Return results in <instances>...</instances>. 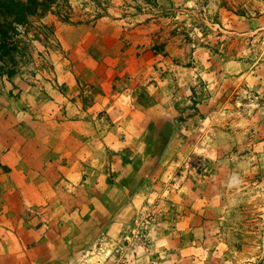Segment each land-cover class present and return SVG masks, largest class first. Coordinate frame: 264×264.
<instances>
[{
  "label": "rangeland",
  "instance_id": "rangeland-1",
  "mask_svg": "<svg viewBox=\"0 0 264 264\" xmlns=\"http://www.w3.org/2000/svg\"><path fill=\"white\" fill-rule=\"evenodd\" d=\"M43 1L8 30L0 79L36 84L51 56L66 57L45 15L76 24L110 6ZM122 9L160 20L159 55L136 91L89 120L108 162L89 167L94 186L78 191L63 264H264V0H123ZM78 169L85 179L89 169Z\"/></svg>",
  "mask_w": 264,
  "mask_h": 264
},
{
  "label": "crops",
  "instance_id": "crops-1",
  "mask_svg": "<svg viewBox=\"0 0 264 264\" xmlns=\"http://www.w3.org/2000/svg\"><path fill=\"white\" fill-rule=\"evenodd\" d=\"M109 3L108 15L87 22L45 15L66 57L51 56L36 84L0 79V264H63L78 191L94 186L99 172L89 167L108 162L89 120L103 116L109 98L136 91L159 55L153 38L160 20L140 22L123 14V0ZM78 167L89 169L85 179Z\"/></svg>",
  "mask_w": 264,
  "mask_h": 264
},
{
  "label": "trees",
  "instance_id": "trees-1",
  "mask_svg": "<svg viewBox=\"0 0 264 264\" xmlns=\"http://www.w3.org/2000/svg\"><path fill=\"white\" fill-rule=\"evenodd\" d=\"M43 3V0H0V59L9 55L11 47L8 46L7 40L10 38L8 30L14 28L12 23L23 22L29 14L34 13L37 5Z\"/></svg>",
  "mask_w": 264,
  "mask_h": 264
},
{
  "label": "clouds",
  "instance_id": "clouds-1",
  "mask_svg": "<svg viewBox=\"0 0 264 264\" xmlns=\"http://www.w3.org/2000/svg\"><path fill=\"white\" fill-rule=\"evenodd\" d=\"M235 179V178H234Z\"/></svg>",
  "mask_w": 264,
  "mask_h": 264
}]
</instances>
